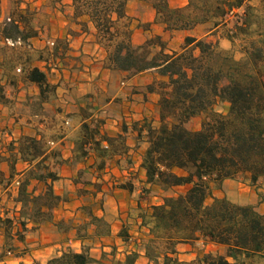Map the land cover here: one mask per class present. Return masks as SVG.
I'll return each instance as SVG.
<instances>
[{
	"label": "trees",
	"instance_id": "16d2710c",
	"mask_svg": "<svg viewBox=\"0 0 264 264\" xmlns=\"http://www.w3.org/2000/svg\"><path fill=\"white\" fill-rule=\"evenodd\" d=\"M129 1L73 0V5L75 20L87 17L105 42L110 69L133 75L155 70L162 78L148 86L149 91L160 94L159 125L145 122L139 133L148 143L142 162L147 183L159 187L162 197V204L152 206L145 220L150 229L143 245L147 259L152 264L264 261V213L256 205L213 196L214 187H221L226 180L242 179L260 192L264 188V18L254 14L250 0H189L184 7H172L169 0H144L152 4L156 20L168 32L190 31L208 25V33L215 34L228 28L230 16L237 18L233 31L228 34L227 30L225 37L232 42L234 36L242 37L240 58L194 36L185 37L180 51L167 52L161 36L142 45L132 42L127 14ZM124 21L128 23L122 27ZM79 23L84 29L88 28L87 22ZM0 34L13 43H23L32 37L30 33L22 35L12 19L0 23ZM153 47L158 49L154 51ZM0 70H3L2 62ZM3 77L2 74L0 103L8 104L12 98L6 84H2ZM6 78L7 85L16 86L12 77ZM26 80L39 89L34 104L39 114L43 105L56 94L58 85L53 84L39 66L27 71ZM218 101L228 104L226 113L212 111ZM83 112L86 119L92 118V123H84L78 151L84 155L83 145L93 140L101 159L97 167L101 170L106 166L104 158L111 147L114 152L119 151L125 137L112 138L102 133L106 122L93 116L92 104L83 108ZM207 114L209 117L200 129L187 127L193 118ZM14 149L12 143L10 150ZM18 151L29 165L19 182L17 197L21 204L17 236L23 241L29 231L28 224L52 222L54 211L65 198L58 195L53 186L60 179L57 172L62 164L60 152L51 149L43 135L22 136ZM12 169H16L15 163ZM33 182L37 186L31 189ZM181 187L186 190L168 194ZM261 197L264 201L263 194ZM209 198H212L210 203ZM83 210L88 221L77 230L79 240L110 235L111 225L105 218L96 216L89 206H84ZM0 223L7 229V237H11L13 219L8 217ZM120 236L128 239L125 231ZM200 241L205 246H215L217 251L205 252L190 262L179 258L178 245ZM137 258L138 253L133 252L116 264H135ZM95 261L90 247L84 246L81 252L67 250L48 264H93Z\"/></svg>",
	"mask_w": 264,
	"mask_h": 264
},
{
	"label": "crops",
	"instance_id": "0c3cea01",
	"mask_svg": "<svg viewBox=\"0 0 264 264\" xmlns=\"http://www.w3.org/2000/svg\"><path fill=\"white\" fill-rule=\"evenodd\" d=\"M24 1L20 2L18 8L22 17L16 18L9 4L4 5L2 0L0 17V23L7 18H13L22 35H26L30 29L26 21L22 20L23 17L38 22L33 26L37 35H32L23 44L28 43L29 46L43 50L46 43L39 36L48 32L49 35L64 39L68 48L66 56L69 55L70 59L76 57V62L83 63H86L84 61L88 58L86 55L91 53L94 57L100 49V46L93 42L91 33L84 32L79 23L87 22L90 30L94 32L93 24L88 18L75 20L73 0L58 2L56 7L50 4L49 0ZM187 4L188 0L181 6ZM44 8H48L46 15L41 12ZM127 14L139 18L136 27L139 23L149 25L148 28L141 27L133 33L134 44L143 43L136 39L146 41L152 37L166 35L164 25L156 21V10L150 2L129 1ZM177 32H186V36H191L187 33L189 31ZM91 49H94V52ZM101 59H105V56ZM59 61V58L56 62L41 61V64L45 65V68L39 66L42 70L47 74L56 73L55 78L50 81L57 84L58 89L52 103H45L41 113L29 116L32 122L24 123L18 115L11 116L5 112L7 107L0 106V220L10 217L14 221L9 238L6 227L0 223V264H48L68 249L81 252L84 246L90 247V254L100 262L98 264H105L106 258H110L108 264H116L114 261L123 262L126 256L133 252L138 253L135 264H151L143 248L150 234L145 220L151 213L152 206L162 204V197L159 187L147 183L142 162L148 143L139 133L145 122L159 124L160 94L157 91H149L148 86L162 78L155 70L133 75L129 72L104 69L103 66L99 68L97 57L91 58L88 63L94 66L73 70L76 65L74 62L70 66L71 71L56 67H60V64L57 65ZM62 61H67V58ZM75 71L77 73L73 74ZM103 78L106 79L105 82ZM25 86L33 88L35 96L39 95L35 84L27 82ZM30 95L28 89H24L20 91L18 99L25 101ZM91 103L96 105L93 116L103 118L106 122L101 132L112 138L120 135L125 137L119 151L114 152L111 147L109 155L104 158L106 166L101 170L97 167L101 159L93 140L83 145L86 151L84 155L78 151L84 135V123H92V118H85L83 108ZM24 135H43L50 142L51 149L60 152L62 164L57 167L60 179L55 181L53 186L55 192L66 197V200L54 211L52 222L39 225L29 223V231L21 241L17 236L21 210V204L17 202L20 186L17 183L23 180L29 169V165L21 159L18 151L19 141ZM12 143L15 146L13 151L10 150ZM14 163L15 170L12 169ZM101 182L104 184L102 189H96ZM123 185L128 187L124 188ZM35 186L37 184L33 182L31 189ZM85 191L88 192L86 196L80 194ZM237 203L256 205L260 212L264 213V201ZM84 206L91 207L96 216L103 217L110 223V235L90 237L86 240L77 238L78 228L88 221V216L82 210ZM60 222H63V225H60ZM122 231L127 232L128 239L120 236ZM89 232L92 233V229ZM193 246L194 243L178 245L179 256H183L181 251L184 248L190 249ZM210 247L215 246L207 245V248Z\"/></svg>",
	"mask_w": 264,
	"mask_h": 264
},
{
	"label": "rangeland",
	"instance_id": "374dc122",
	"mask_svg": "<svg viewBox=\"0 0 264 264\" xmlns=\"http://www.w3.org/2000/svg\"><path fill=\"white\" fill-rule=\"evenodd\" d=\"M23 1L24 0H8V2H7L6 0H4V5H6L8 3L9 6L11 7L12 14H14L16 16V18H19L22 16H20V13L18 12V8L20 7V2H23ZM185 2H186V0H169V4L172 7H179L182 4H184ZM49 3L55 5L58 2H56L54 0H49ZM249 3L255 9L254 14L256 16H258V18L263 19L264 18V0H250ZM1 4H2V2H1ZM55 7H56V5H55ZM181 7H184V6H181ZM47 9L48 8H44V10L41 11L43 15L47 14L46 13ZM129 18H130L129 19V26H130V29L132 30V42L134 43L133 33L141 27L142 28H148L149 25H147V23H139L138 24L139 26L136 27L139 18H133L130 16H129ZM10 19L13 20V18H10ZM31 19L29 17L28 18L27 17L22 18V20L26 21V23L28 24V26L30 28L28 33H30L31 35H34V34L37 35V31H35L33 26L37 25L38 22L37 21L34 22ZM7 20H8V18L5 21H7ZM134 20H135V22H134ZM236 20H237V18L230 16L228 28L220 29L218 31L219 33H215V34L214 33H208V31H209L208 25L198 26V27L190 30L187 33H189L191 36H194L197 38H204L208 42L214 43L220 49L230 51V53H232L236 58H240L241 57L240 52H241L243 45H244V43L242 41V37L234 36L235 40L233 42L226 39V37H225V35L227 34V30H228V34H231L230 32L233 31ZM127 23H128V21H124L121 23V26L124 27L125 25H127ZM158 23H160V22H158ZM132 27H134L135 29H133ZM93 28H94V26H93ZM82 29L84 30V32L91 33L93 40H94L93 42L97 43L100 46V49H98L94 55V57H97L99 59V61L96 62L97 64L99 63L98 67L100 68L103 66L104 69L107 68L109 70H112L109 68V65H108L106 44L103 40H101L98 37L95 28L93 29L94 32H92L90 30L89 25H88L87 29H84V28H82ZM165 32H166V35L162 36V41L166 46V51L167 52L180 51L184 45V39L186 37V35H185L186 32H177V31H174V32L165 31ZM39 38L41 40H44L46 43V47L43 50L34 48L33 45H31V44H30L31 46H29L28 43L25 45L22 42L13 43L12 41H7L0 34V62H2V66H3V70H0V76H2V74L4 75V77L2 78V84L4 82L6 83L7 92L12 98L10 103H8V104L0 103V106L4 105L5 107H7L8 109L5 112H8L11 116L18 115V117L24 123L32 122V119H29V116L32 115L33 113L38 112L37 108L34 107V104L37 102L36 98L38 96H35L33 94V92H34L33 88L25 86L26 83L28 82L26 80V73L31 67L42 66V68H45V65H42L41 61H45V62L49 63L51 60H53L56 62V59H58V58L61 61H59L57 63V65L60 64V67L59 66H56V67L63 68L67 71H71L72 69L73 70H75V69L80 70V68L82 69V67H89L90 68V67L94 66V65H88V63L91 61V58H94L93 55H91V53L86 55L88 57L84 61L86 63H83V61H81V62L77 61L76 62V57H71V59H70V57H68L69 55L66 56V53L68 52V48L66 46L64 39H59V38L54 37L53 35H49L48 32H43L42 34H40ZM152 38H154V37H152ZM149 39H151V38H149ZM149 39H147L146 41H148ZM136 41L143 42L139 45H142L146 42V41H143V39H136ZM52 43H54V45ZM153 49H154V51H156L158 49V47H153ZM57 50H59V51H57ZM91 51L94 52V49H91ZM103 56H105V59H101ZM63 58H65V59L67 58V61H62ZM74 62H76V65L71 69L70 66ZM102 62H103V64H102ZM96 63H95V65H96ZM80 64H81V66H80ZM75 73H77V72L76 71L73 72V74H75ZM6 75L7 76L9 75L10 77L13 78V80L16 81L15 87H11V86L7 85V78H6L7 76ZM55 76H56L55 72L54 73L48 72L49 80L54 79ZM103 80H104L103 82H105L106 79L103 78ZM157 81L158 80H156L154 83H156ZM20 86H23V87L20 88ZM24 89H28V91L31 93V95L28 96L25 101H20L18 99L19 98L18 95H19L20 91H22ZM101 92L103 93L104 91H102V89H101ZM55 97H56V94L51 98V101L49 103H52V101L55 99ZM91 104H92V107L95 109L96 105L94 103H91ZM227 110H228V104L225 102H221V101H218L212 108V111L220 112V113H226ZM1 112H2V110H0V116L2 115ZM208 117H209V114L197 116V117L193 118L187 124V127L191 130H198L201 128L203 122L206 121ZM35 120L37 121L39 119H35ZM158 125H155V126H158ZM1 126H2V121L0 122V127ZM103 185L104 184L102 182L98 183L97 186H99V187L96 186L95 188L98 190H101ZM185 190H186L185 187H181V188L169 191L168 194L174 195V194L179 193V192H184ZM86 192L87 191H85V193L80 192V194L83 196H86L87 195ZM261 192L255 188H252L250 185H248L242 179L226 180L223 182L221 187H214L213 196L214 197H219V196L225 197L227 199H230L233 202L245 203L246 201L253 200V201L260 203V200L262 198L261 196H262V194L264 195V188L261 190ZM64 198L66 200V197H64ZM210 202H212V198H209L208 203H210ZM84 213L86 214L85 211H84ZM68 250H70V249H68ZM209 251L216 252L217 248H215V247L207 248V246H204L203 242H199V243L196 242V243H194V246L192 248H190V249L184 248L181 251V255H183V256H179V258L182 261L190 262V261L195 260L198 255H201V254H203L205 252H209ZM114 262L118 263V261H114ZM98 263H100V262L95 261V263H93V264H98ZM106 263L107 264L110 263V258H106L105 264ZM254 264H264V261H256V262H254Z\"/></svg>",
	"mask_w": 264,
	"mask_h": 264
},
{
	"label": "built area",
	"instance_id": "2783aa9c",
	"mask_svg": "<svg viewBox=\"0 0 264 264\" xmlns=\"http://www.w3.org/2000/svg\"><path fill=\"white\" fill-rule=\"evenodd\" d=\"M10 19H8V21H9ZM20 43V42H19ZM53 45H54V43H52ZM18 185H19V182L17 183Z\"/></svg>",
	"mask_w": 264,
	"mask_h": 264
}]
</instances>
